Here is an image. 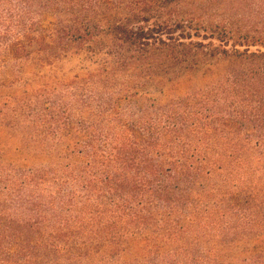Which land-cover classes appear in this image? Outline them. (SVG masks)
<instances>
[{
	"label": "trees",
	"instance_id": "trees-1",
	"mask_svg": "<svg viewBox=\"0 0 264 264\" xmlns=\"http://www.w3.org/2000/svg\"><path fill=\"white\" fill-rule=\"evenodd\" d=\"M0 264H264V0H0Z\"/></svg>",
	"mask_w": 264,
	"mask_h": 264
},
{
	"label": "rangeland",
	"instance_id": "rangeland-1",
	"mask_svg": "<svg viewBox=\"0 0 264 264\" xmlns=\"http://www.w3.org/2000/svg\"><path fill=\"white\" fill-rule=\"evenodd\" d=\"M72 66H74V65H69V67H72Z\"/></svg>",
	"mask_w": 264,
	"mask_h": 264
}]
</instances>
